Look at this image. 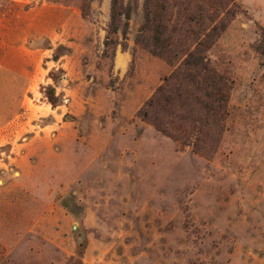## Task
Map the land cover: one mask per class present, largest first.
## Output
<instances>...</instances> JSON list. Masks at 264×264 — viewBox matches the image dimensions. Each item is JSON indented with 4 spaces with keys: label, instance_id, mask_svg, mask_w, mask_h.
<instances>
[{
    "label": "rangeland",
    "instance_id": "374dc122",
    "mask_svg": "<svg viewBox=\"0 0 264 264\" xmlns=\"http://www.w3.org/2000/svg\"><path fill=\"white\" fill-rule=\"evenodd\" d=\"M145 1L111 26L112 0H0V264H264V0H162L190 51L185 15L233 10L206 52L223 119L183 85L166 132L140 112L182 60L152 53Z\"/></svg>",
    "mask_w": 264,
    "mask_h": 264
},
{
    "label": "trees",
    "instance_id": "16d2710c",
    "mask_svg": "<svg viewBox=\"0 0 264 264\" xmlns=\"http://www.w3.org/2000/svg\"><path fill=\"white\" fill-rule=\"evenodd\" d=\"M160 4L158 5V2ZM232 0H216L212 8L217 10L218 6L225 5L227 7ZM224 7V9H225ZM145 30L153 32V47L152 53L164 59L168 64L179 62L180 66L168 78L164 79L163 86H160L153 98L144 106L140 115L149 120L158 130L166 132L165 123L159 120L156 116V110L161 108L165 115H170L172 100L178 99V110L183 114L179 115L181 121L188 120L189 116L194 113V109L185 108L188 102V93L182 88L183 85H193L197 93L201 95L203 109L206 112L208 119L212 124H217L225 115L226 102L228 99V91L230 89L229 81L214 68L210 66V62L206 57V52L213 42L220 36L225 28V22L232 9L226 10L222 19H219L217 24H213V19L207 17L204 20L197 22L194 18L185 15L183 25L185 31L193 35L189 26L202 28V39L193 41L194 49L189 50L186 46V40L179 37L171 38L168 31L172 27V19L168 15V8L162 0H146L145 1ZM197 11H195V14ZM125 21L129 19V12L122 6V0H112L111 3V26L121 22V18ZM178 23V22H177ZM126 25V23H124ZM185 44V45H184ZM184 57V58H183ZM52 74V73H51ZM53 78V77H51ZM47 97L53 107L57 106L58 99L54 95L53 90L47 91ZM153 110V118L149 112ZM183 115V116H182ZM197 122V120H196ZM200 122V121H199ZM201 123V122H200Z\"/></svg>",
    "mask_w": 264,
    "mask_h": 264
}]
</instances>
